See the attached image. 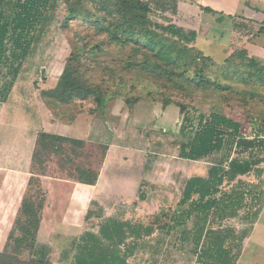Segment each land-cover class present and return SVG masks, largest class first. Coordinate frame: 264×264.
Masks as SVG:
<instances>
[{"label":"rangeland","instance_id":"obj_1","mask_svg":"<svg viewBox=\"0 0 264 264\" xmlns=\"http://www.w3.org/2000/svg\"><path fill=\"white\" fill-rule=\"evenodd\" d=\"M103 1L54 0L49 21L25 61L22 73L7 99L0 101V155L9 149L11 142L18 144L23 139L20 127L26 117L32 116L33 102L37 99L45 104L52 103L59 115L67 120L96 110L93 99L62 102L49 94L57 87L71 54L76 53L80 57L79 73L88 85L102 89L106 101L117 96L124 101L139 99L162 107L160 115L155 116L156 122L149 119L147 111L139 116L138 124L142 125L139 136H134L132 119L128 120L130 127L125 128L130 139L127 141L142 146L146 153L145 174L139 192V195L146 196V200L136 198L125 208H105L100 204L105 215L109 213L149 224L162 210L176 209L189 177L206 174L208 168L224 155H238L228 148L199 162L182 159L180 145L192 137L193 130L182 133L179 108L175 104L163 108L161 102L169 99L187 105L195 125L200 114L214 111L240 122L243 132L249 136L253 134V124H256L257 131L264 136V0H140L149 5L148 17L152 23L180 27L185 34L192 28L176 16L178 6L183 9L181 12L192 16L197 15L186 12L189 11L185 10L186 5L200 8L202 19L195 23L198 30L196 41L191 45H176V49H193L187 59H182L188 63L187 72L183 74L182 70H176L172 78L158 74V48L154 46L155 50H151L134 44H117L96 26V17L104 14ZM72 7L80 14H72ZM204 7L212 8L213 12L202 10ZM94 8L99 11L93 12ZM239 19L249 25L239 28L236 25ZM144 61L149 64L145 70L141 67ZM127 107L132 109L134 105ZM154 127L162 130H151ZM135 137L139 141L136 142ZM65 149L47 155L43 166L31 164L24 195L30 189L33 192L45 190L43 174L76 178L77 167L100 169L104 149L99 144H87L80 149L67 143ZM13 152L19 153L17 149ZM10 165V160L0 157V168H9ZM24 166L25 161L20 159L19 167ZM1 179L0 173V183ZM31 179L32 187L29 186ZM243 179L261 184L264 190V176L257 179L251 174ZM13 211L14 207L0 208L3 218L0 245L7 243L6 231ZM261 219L262 225L256 229L257 234L252 240L250 235L254 227L242 224L238 219L230 221L237 236L250 231L243 241L239 242V236H236L227 246L238 253L236 264H264V247L260 246V241H264V216ZM48 227L41 224L40 230L46 231ZM187 227L188 224L173 234L161 231L139 242L128 264H209L200 259L191 245L183 247L178 241L177 233ZM58 249L54 251L53 260L60 258L64 251H70V241ZM25 259L30 258L27 255Z\"/></svg>","mask_w":264,"mask_h":264},{"label":"trees","instance_id":"obj_2","mask_svg":"<svg viewBox=\"0 0 264 264\" xmlns=\"http://www.w3.org/2000/svg\"><path fill=\"white\" fill-rule=\"evenodd\" d=\"M103 2L104 14L96 17L94 23L112 42L125 46L134 44L151 50L156 47L160 76L172 78L176 70H182L186 74L184 72H187L188 63L182 59H187L193 49H176V45L194 43L198 35L196 31L185 34L180 27L152 23L148 17L149 5L140 0ZM53 8L54 0H0V101L7 99L13 89ZM202 10L213 12L210 7ZM98 11L99 9H93V12ZM70 12L80 14L75 7L70 8ZM175 13L190 25H195L200 20L197 16L181 11ZM236 25L244 28L249 24L239 19ZM79 63V55L72 53L57 87L49 94L62 102L93 99L96 110L90 113L101 114L118 97L113 96L106 101L100 87L90 86L83 79L79 73ZM148 65L144 61L141 67L145 70ZM139 101L125 99L126 105L132 106ZM161 103L163 108L173 104L179 108L182 133L193 130L192 137L180 145L182 159L199 162L228 148L238 155H224L208 168L206 174L189 177L176 209L162 210L154 216L153 222L142 224L109 219L102 224L100 236L85 233L74 243L76 253L71 264H128L141 239L161 231L173 234L191 221L194 222L192 230L184 229L177 233L178 241L183 247L191 245L200 259L209 264H236L238 253L227 247L237 236L230 221L238 219L242 224L253 227L264 208V190L261 184L243 179L251 174L257 179L264 176V136L257 131L256 124H253V134L249 136L243 132L240 122L214 111L200 114L195 125L188 106L184 103L169 99ZM46 104L60 121L68 123L79 115L73 119H63L52 103ZM67 143L80 149L87 145L84 140L41 132L32 164L43 166L47 155L66 151ZM100 146L104 149V159L108 147L105 144ZM75 171L78 176L74 179L81 183L95 185L99 179V170L93 166L77 167ZM32 181L33 179L30 187L33 186ZM138 197L142 201L146 200L145 195ZM46 202V190L33 192L30 189L24 195L6 246L0 251V264H51L48 254L38 253L39 232ZM249 232L239 234L238 241H243ZM237 248L240 250L239 245ZM27 255L30 258L28 260L25 259Z\"/></svg>","mask_w":264,"mask_h":264},{"label":"crops","instance_id":"obj_3","mask_svg":"<svg viewBox=\"0 0 264 264\" xmlns=\"http://www.w3.org/2000/svg\"><path fill=\"white\" fill-rule=\"evenodd\" d=\"M186 6L185 10H189L186 12H191L202 19L199 7ZM211 7L214 9L212 5ZM180 8L178 6L177 11L183 10ZM189 26L198 32L195 25ZM145 111L150 115L149 119L156 122L155 116L160 115L162 107L139 101L130 109L119 97L108 104L105 113L79 114L74 120L66 123L58 120L42 100L37 99L36 102H33L32 116L26 117L20 127L23 139L18 144L11 142L9 149L5 153H1L2 156L0 155L3 159L11 161L9 168H0L2 174L0 208L2 206L5 209L14 207L6 236H9L23 195L28 187L32 157L41 132L84 140L87 144H105L108 149L95 185L81 183L74 178L42 176L47 191L42 224L49 227L46 231L40 230L38 253L48 254L51 264H71L76 253L74 243L79 241L85 233L90 232L100 236L102 224L109 219L130 222L131 220L118 218L109 213L105 215L101 205L105 208L120 206L125 208L131 201L139 198L140 186L145 174L146 153L142 146L127 141L130 139H128L129 135L125 128L130 127L128 120L132 119L134 136H139L142 125L138 124V118L142 117ZM151 130L162 129L154 127ZM134 139L136 142L139 141L137 137ZM16 149L19 153L13 152ZM23 152L24 156L22 157ZM20 159L25 161V166L22 168L19 167ZM263 216L264 208L253 226L250 240L254 239L253 235L257 234L256 229L262 225L261 218ZM1 221H3L2 216H0ZM193 225V221L189 222L187 229L192 230ZM44 232L48 235L45 236ZM157 233L159 232L153 236L145 237L139 242L154 237ZM69 241L70 251H64L63 255L61 254L62 258L53 260L55 249L59 250L58 247H62ZM5 242L0 245V251L4 250ZM260 246L264 247L263 240L260 241Z\"/></svg>","mask_w":264,"mask_h":264}]
</instances>
